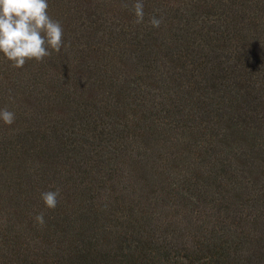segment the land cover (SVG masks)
Listing matches in <instances>:
<instances>
[{
  "label": "trees",
  "instance_id": "1",
  "mask_svg": "<svg viewBox=\"0 0 264 264\" xmlns=\"http://www.w3.org/2000/svg\"><path fill=\"white\" fill-rule=\"evenodd\" d=\"M0 264H264V0H0Z\"/></svg>",
  "mask_w": 264,
  "mask_h": 264
}]
</instances>
